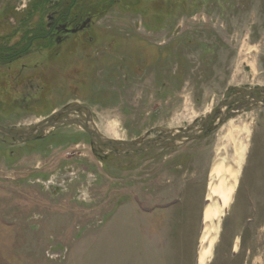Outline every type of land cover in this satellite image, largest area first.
I'll return each instance as SVG.
<instances>
[{"label":"rangeland","instance_id":"rangeland-1","mask_svg":"<svg viewBox=\"0 0 264 264\" xmlns=\"http://www.w3.org/2000/svg\"><path fill=\"white\" fill-rule=\"evenodd\" d=\"M2 3L12 13L0 34H15L33 0ZM52 50L41 66L27 57L21 81L1 76L0 125L28 131L83 105L105 138L112 121L134 141L201 129L222 100L264 96V0L107 1L89 30ZM217 120L201 138L142 152L98 146L75 125L25 143L0 134V264H197L212 237L207 264H264V104L242 101ZM231 121L247 147L226 214L216 197L206 221Z\"/></svg>","mask_w":264,"mask_h":264},{"label":"flooded vegetation","instance_id":"flooded-vegetation-1","mask_svg":"<svg viewBox=\"0 0 264 264\" xmlns=\"http://www.w3.org/2000/svg\"><path fill=\"white\" fill-rule=\"evenodd\" d=\"M107 1L113 4L119 0H99L95 4L97 7L94 8L88 0H33L30 5L22 6L24 9L21 11L25 14H21V19L17 20L16 25L23 29L15 30V34L12 35L0 34V78L3 76L12 82L21 81V76L28 66L25 62L27 57L38 55L35 64L41 66L45 63L43 60L46 57L56 56L58 51L52 49L60 47L73 36L89 30L98 13L107 9ZM97 8L100 10L98 13L93 11ZM11 13V7L6 3L0 5L1 24L8 22ZM19 32L21 35L16 34ZM81 106L83 108L80 112L86 110L87 117V107ZM50 116L39 125L48 123L47 119ZM63 116L64 113L56 116L54 120H61ZM39 134H51V130Z\"/></svg>","mask_w":264,"mask_h":264},{"label":"water","instance_id":"water-1","mask_svg":"<svg viewBox=\"0 0 264 264\" xmlns=\"http://www.w3.org/2000/svg\"><path fill=\"white\" fill-rule=\"evenodd\" d=\"M264 92V87L258 88ZM255 89L248 90L243 93H239L233 95L225 100H222L210 113V115L205 119V125L201 129H190V127L180 128L171 130L165 133L158 134L155 137L148 138L144 141H134V140H117L115 138H104L102 137L99 132L94 128H90L91 125V111L88 109V114L86 120L80 119H61V120H54L56 116H60L65 112L68 111H80L83 107L81 105H73V106H66L54 112L48 119V123L44 124L43 126H37L30 130V131H19L15 129H11L5 126L0 125V133L3 136H9L15 139L17 142L25 143L28 141H33L39 138H42L46 134H39L41 132H46V129L49 128L54 121L57 123L56 127L61 125H75L82 128L86 131L90 137L92 143L98 146H107L111 148H121L125 151L131 152H142L146 150H150L152 148H157L160 146H166L169 144H176V143H183L189 140H195L201 138L211 132L216 126H218L219 122L214 121L216 115L219 111L224 110L234 104H238L242 101H257L259 99H263L264 96H255L254 92ZM264 104V101H262ZM40 126V127H39ZM32 133V134H29Z\"/></svg>","mask_w":264,"mask_h":264},{"label":"bare ground","instance_id":"bare-ground-1","mask_svg":"<svg viewBox=\"0 0 264 264\" xmlns=\"http://www.w3.org/2000/svg\"><path fill=\"white\" fill-rule=\"evenodd\" d=\"M262 101H264V98L259 99L256 102L263 104ZM54 122L49 128L46 129V132L56 127L57 123ZM90 128L94 129L92 124L90 125ZM242 131L248 134L249 127L244 126ZM240 132V128L237 127L233 121H231L228 132L222 138L221 144L217 149V153L210 171V185L207 200L211 201V204L205 211L206 221L217 211L214 207L215 205H213V201L216 199V197L223 198L222 209H220L218 213L219 219H221L226 214L227 209L232 202V194L237 185L238 175L247 147V144L239 139ZM104 133L117 140L123 139L118 130L117 123L113 121L107 124L104 129ZM100 135L104 137L102 134ZM214 243L215 237H212V239L209 241L208 248L203 247L199 252L197 264H207L210 261Z\"/></svg>","mask_w":264,"mask_h":264}]
</instances>
